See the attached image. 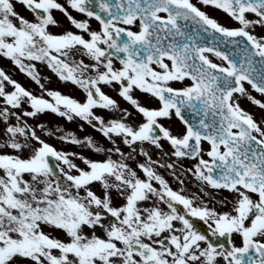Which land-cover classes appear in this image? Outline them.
Masks as SVG:
<instances>
[{"label":"snow or ice","instance_id":"6c2138e0","mask_svg":"<svg viewBox=\"0 0 264 264\" xmlns=\"http://www.w3.org/2000/svg\"><path fill=\"white\" fill-rule=\"evenodd\" d=\"M198 3L0 0V58L39 89L0 68V264H264V35L254 34L264 28V0ZM204 8L239 26H223ZM201 34L239 46L241 61ZM44 69L83 99L46 87ZM47 113L85 122L104 142L61 134L91 155L58 150L37 135L43 124L23 119ZM159 169L180 185L190 174L200 195L173 190ZM222 191L228 211L213 203Z\"/></svg>","mask_w":264,"mask_h":264},{"label":"rangeland","instance_id":"374dc122","mask_svg":"<svg viewBox=\"0 0 264 264\" xmlns=\"http://www.w3.org/2000/svg\"><path fill=\"white\" fill-rule=\"evenodd\" d=\"M61 2L63 3V0H61ZM17 11L20 12L22 15L26 16L28 19H30V20L32 19L26 11H23L19 8H17ZM72 14L77 19H85V17L82 14L75 13L74 11L72 12ZM55 16L59 21H61L63 23L64 28L69 27V25L66 21V18L63 16V14L57 13V14H55ZM89 22H90L92 29H98L99 28V24L94 19L90 20ZM52 31L60 32V31H63V28H53ZM0 68L7 69L12 73L17 74V78L19 80H21L22 84H24V86L27 88H31L33 92L39 91L38 87L34 83L31 84L30 81L23 74L19 73L11 65L10 61L3 59V58H0ZM43 71L46 75H48L51 78V82L47 83L46 87L51 88V89H55V90H60L62 93L72 95L78 99H83L82 93L79 90L75 89L74 86H72L71 84H64V83L58 81L57 78L52 73H50L47 69H44ZM10 72H8V73H10ZM105 91L109 92L110 95L115 96L114 92H110L108 89H105ZM138 95H139V93H138ZM253 95H256L257 98H261V97H259L258 94L253 93ZM116 98L119 99V97H116ZM144 99H145V102H147L146 98H144ZM121 104H122V106L127 107V105L123 101H121ZM241 105L246 110H249V111L255 113L257 115V117H259V115H260L259 110L255 107L251 106L247 101L242 100ZM152 106H154V104ZM24 107L27 108V105H25ZM97 114L98 115L99 114L105 115V116L107 115L106 112H97ZM24 118L27 119V121H29L28 123L29 124L31 123L33 126H36L37 124H43L45 131H41L39 129V131L42 134L41 138L46 139L48 143H50L51 145L56 147L58 150H64V151H68V152H76L78 154L82 153L85 156L91 155L90 152L81 149L79 146L67 144V143H64L63 141H61L59 139V136L61 134L66 135L68 133H74L78 138H84L87 136H92L97 141H101L102 143L104 142L102 140V136L100 135V133L98 131H95L92 127L88 126L85 122H83L79 119H75V120L69 122L65 118L59 117V116H57L55 114H51V113H47V114L41 115L39 117H24ZM63 120H66L65 124L63 123ZM75 121L77 123H75ZM13 123H15L14 118H13ZM170 126L173 128L174 131H180V122L175 117H173V120L170 122ZM57 129L62 130V131H55ZM49 130L54 131V135L51 137L46 135V131H49ZM164 148H165V151H170V148L167 144L164 145ZM153 157L159 158L161 163L171 162V161L167 160V157H165L162 153H160L159 151H156V150H153ZM95 158L101 159L102 157L97 156ZM76 162L80 163V161H78V160ZM191 163H192L191 161H184V167L191 166ZM159 171L162 175H164L165 179L168 180V182H169L170 186L173 188V190L179 191L181 188H183L184 192L188 195H194V194L200 195V193L198 192V188L200 186H199L198 182L190 174L184 173V175L181 177L182 179H184V184L180 185L178 183V181L176 179H174V177L172 176V174L170 172H169L170 176H168V175H166L168 173L164 172L163 169L162 170L159 169ZM222 193H228V192L222 191L220 194H222ZM205 202L206 203L208 202L207 198H205ZM218 211H226V208L221 207L220 209H218Z\"/></svg>","mask_w":264,"mask_h":264},{"label":"flooded vegetation","instance_id":"af4514ba","mask_svg":"<svg viewBox=\"0 0 264 264\" xmlns=\"http://www.w3.org/2000/svg\"><path fill=\"white\" fill-rule=\"evenodd\" d=\"M192 2H193L194 4H197L198 7L200 6L199 3H198V0H192ZM16 7L19 8V9H21V10H23V11H26V10L24 9V7L21 6V5H19V4H17ZM203 10L207 11L212 17L216 18V19L218 20V22H219L220 24H222L223 26H225V27L234 28V27H238V26H239L236 22H234L232 19H230V18H229L225 13H223L222 11L213 10V9H211V8H204ZM26 12H27V11H26ZM27 13H28L29 16L33 19L31 13H29V12H27ZM57 13H59V12L57 11V12H55L54 14H57ZM249 18L251 19L252 17L250 16ZM96 22H97V21H96ZM97 23H98V22H97ZM134 30H135V29H134ZM189 30H192V28L190 27ZM254 34L257 35V36H262V35H264V28H259V27H257V28L254 30ZM202 37H203L202 40H205V39L207 40V38H204V35H202ZM223 45H224V46H223V49H222L223 52H225L226 50H229V49L233 46V44H231V43H227V44H223ZM234 46H235V45H234ZM209 58H210L213 62H215V63H217V64H219V65L227 66V62H226V61L221 60L219 57H216L215 55L209 54ZM174 86L179 87L180 85H179V84H176V85H174ZM222 197H228L229 199H231V196L229 195V193H222V194H220V195H217V196H216V201L213 202L217 210L220 209V208L222 207V206L218 203V201H219ZM210 206H212V204H210ZM225 208H226V211H228V210L231 208V205H228V206L225 207ZM192 221H193L194 226H195L196 228H197V226H196L197 223L203 225V229H202V230H200L199 228H197L199 231L204 232V233H207V232H208V226H207V224H205L203 221H201V220H199V219H197V218H192ZM213 239L215 240V238H213ZM234 241H235V243H236L237 245L240 244V239H239V237H234ZM219 242L224 243V239L221 238Z\"/></svg>","mask_w":264,"mask_h":264},{"label":"water","instance_id":"95a60500","mask_svg":"<svg viewBox=\"0 0 264 264\" xmlns=\"http://www.w3.org/2000/svg\"><path fill=\"white\" fill-rule=\"evenodd\" d=\"M260 66V65H259ZM258 70H260V67L258 68Z\"/></svg>","mask_w":264,"mask_h":264},{"label":"bare ground","instance_id":"6f19581e","mask_svg":"<svg viewBox=\"0 0 264 264\" xmlns=\"http://www.w3.org/2000/svg\"><path fill=\"white\" fill-rule=\"evenodd\" d=\"M191 31V30H190ZM208 39V38H207Z\"/></svg>","mask_w":264,"mask_h":264}]
</instances>
